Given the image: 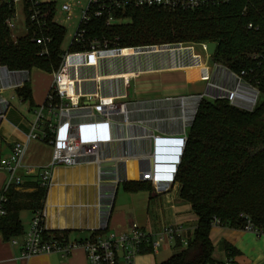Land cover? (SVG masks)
<instances>
[{
  "label": "trees",
  "instance_id": "1",
  "mask_svg": "<svg viewBox=\"0 0 264 264\" xmlns=\"http://www.w3.org/2000/svg\"><path fill=\"white\" fill-rule=\"evenodd\" d=\"M42 5L45 14L41 25L26 21L27 33L13 39L5 23L13 6L0 0V65L8 70L38 68L52 73L59 68L65 28L54 20V2ZM115 16L128 17L130 21L106 26L105 17L92 18L85 26V39L70 45L69 51L88 49L93 37L99 41L104 37L109 46L116 42L119 47L214 42L212 61L234 74L242 70L258 72V96L251 110L233 105L226 98L200 99L186 127V140L173 177L179 185L180 198L190 204L196 215L197 225L185 245L175 236L177 251L156 263L222 264L212 258L209 230L214 223L242 229L246 216L254 227L264 230V76L256 69L258 63L264 64V0L174 11L127 7ZM32 32L50 38L46 53H40V45L32 41ZM17 94L31 101L29 83L24 82ZM122 185L129 192L152 189L149 181H126ZM20 187L33 190L11 186L5 192L0 233L6 241L22 233L19 211L41 209L47 191L39 182L21 183ZM48 233L67 236L63 231Z\"/></svg>",
  "mask_w": 264,
  "mask_h": 264
},
{
  "label": "crops",
  "instance_id": "2",
  "mask_svg": "<svg viewBox=\"0 0 264 264\" xmlns=\"http://www.w3.org/2000/svg\"><path fill=\"white\" fill-rule=\"evenodd\" d=\"M50 2L49 0H42ZM60 14H63L60 10ZM73 17L75 14L73 12ZM73 18V19H74ZM73 21V20H72ZM180 49L178 47L177 51ZM166 52V51H165ZM196 58L198 56H195ZM198 59V58H197ZM113 60V61H112ZM110 62L101 63L98 73H131L127 79L115 77L113 80L99 81L98 88L102 93L112 94L121 90L123 82L137 75L146 73L153 67H164L165 62L149 65L147 58L138 66L127 65L112 71ZM143 63L145 65H143ZM200 69H191V68ZM183 71L191 76L198 74L202 79H210L212 85H219L222 89L210 86L216 96L233 97L237 94L234 86L227 83L225 68L211 73L202 61L182 67ZM204 68L205 75L200 71ZM35 70L34 78L29 77V71L11 77L9 80H0V96L8 101L4 111V119L0 122V164L11 152L15 142L25 140V134L30 131V125L35 119V110L44 102L53 78L52 74ZM153 70V69H152ZM207 70V71H206ZM197 71V73H196ZM194 73V74H193ZM91 75L87 71L84 75ZM29 83L31 101L22 99L17 90L23 87L25 80ZM88 87L94 82H87ZM89 89H93L89 88ZM224 89V90H223ZM241 89V90H240ZM239 92L242 90L238 87ZM128 95L127 86L124 90ZM234 93V94H233ZM213 94V93H211ZM245 93H238L239 98H247ZM247 94V93H246ZM198 95V94H197ZM185 96H177L181 98ZM175 98V97H173ZM173 98L127 100L130 102V114L127 121L121 123L117 118L112 127V135L121 138L103 144V161L114 160L113 167H99V164L80 163L77 165H56L50 171V184L47 187L43 202L45 212L44 225L50 232H65L71 240H81L103 235L111 231H124L131 224H136L153 239H156L163 228L173 226L176 228L180 240L188 241L193 235L197 225V217L191 206L179 196V185L171 182L167 188L158 191L151 184V190L126 191L122 183L126 181L141 180L142 173L149 171V141L139 140L147 137L148 133L165 137H178L186 132V124L181 119L179 103ZM189 99V98H188ZM191 99V98H190ZM188 104L183 100L184 116ZM180 110H175V108ZM167 116V118H162ZM135 128V129H134ZM144 135V136H140ZM124 153L125 156H124ZM52 147L45 141L29 140L26 142L24 154L16 173L23 180L22 183H38L39 174L51 161ZM101 171V174H100ZM6 179V171L0 170V192ZM142 181V180H141ZM144 181V180H143ZM16 189L32 191L33 188H22L13 185ZM28 210L29 216L23 214ZM32 210L19 211V220L28 223L22 225V233L16 238L18 243H11V239L4 240L0 233V264H87L85 253L81 248L75 249L67 256L59 253L39 254L29 258L21 257V245L24 235L29 227ZM209 239L212 244V258L222 264H264V234H256L241 228L213 224L209 230ZM143 252L136 255L132 264H156L168 259L177 250L174 248V238L165 236L160 244L152 249L144 245ZM119 264H126L120 260Z\"/></svg>",
  "mask_w": 264,
  "mask_h": 264
},
{
  "label": "built area",
  "instance_id": "3",
  "mask_svg": "<svg viewBox=\"0 0 264 264\" xmlns=\"http://www.w3.org/2000/svg\"><path fill=\"white\" fill-rule=\"evenodd\" d=\"M4 1L8 5L13 6L12 15L7 17L5 21L13 39V19L17 15L14 8L16 4L20 3L22 6L26 33V21L37 26L41 25L45 14L42 9L44 1ZM234 1L240 0H86V4L81 7L79 6V0H73L72 2L62 4L60 10L64 14V21H72L74 18L73 6L80 8L77 17L78 24L71 36L70 46L81 43L85 39V26L92 18L105 17V25L110 26L120 22L121 18L115 15L123 13L127 7H159L171 11L193 10L208 6L228 5ZM54 20L60 24L57 22L56 17ZM247 27L251 28L252 24L248 23ZM31 39L40 45V53H46L45 46L50 41L49 37L40 36L32 32ZM101 39L103 40L99 41L96 37L91 38L88 42V49L84 51L70 52L69 49L64 51L59 68L51 73L53 78L52 84L46 93L43 104L35 110V119L30 125V131L25 134V140L23 142H15L9 155L0 164V170L6 171V179L0 192V217L5 214L3 208V204L6 202L5 192L11 186L20 185L23 182L21 177L17 175L16 170L20 166L27 141L34 139L45 141L52 147L51 161L39 174V184L47 188L50 184V171L52 167L56 165L71 166L80 163H94L98 165L104 160L102 155L103 144L114 140H121V138L112 135L111 127L117 118H121L119 122L125 123L126 116L130 114V102H117L127 97L124 90L128 81L126 84L123 82L121 90L118 93H112L109 96H106V93L104 95L100 89L97 90L96 86H93L94 89L92 90L82 88L79 91L78 85L70 84V87L76 91L73 97L69 94L61 79L63 76L74 79L76 74L75 66L79 64L91 65V59L95 57L120 54L123 50L129 51L126 54L130 57L148 55L162 51L163 46L119 47L116 45V42H113L111 47L106 38L102 37ZM201 46L206 52L205 43H202ZM195 56L197 55H193L194 58ZM217 65L224 68L219 64ZM91 70L92 68L89 72ZM227 70L226 72L230 77L237 79V85L243 88L242 90L246 88L247 91L245 93L247 94H244V96L254 97L253 103L250 105L252 109L258 96L257 88L244 83V81L242 82L241 75L245 73L244 70L240 71L239 74H234ZM22 73H26V70L10 71L5 66L0 65V80H9L11 77ZM25 81L26 79L20 81L19 84ZM108 97L111 99L107 100ZM229 101L238 107L242 106L234 103L231 98ZM7 105L8 101L0 96V122L4 119V111ZM170 138L179 139L181 145L168 146L167 148L171 153L160 156V160H158L160 158L157 156L158 154H155V157H158L156 160L160 162H155L154 172L158 174L154 175L159 176L152 177L151 169L142 173L141 176L142 181L151 182L158 191L164 190L173 182L176 169L172 161L176 152L179 149H183L184 138H186L185 132L183 131L181 136ZM158 167L160 168L158 169ZM171 167L174 168L171 169ZM162 176H166V178ZM44 216L43 207L32 212L29 227L21 245V257L29 258L34 255L49 253H59L61 256H67L75 249L81 248L85 253L87 264H119L120 260L126 264H132L134 257L142 252L144 245H150L152 249H155L165 236L169 238L178 237L177 230L173 226L163 228L158 237L153 239L144 229L136 224H131L124 231H111L87 239L71 240L62 234H49L44 225ZM245 218L247 221L242 229L256 234H264V230L257 229L246 216ZM186 242L181 240L183 245ZM11 243L15 244L18 241L16 238H13L11 239Z\"/></svg>",
  "mask_w": 264,
  "mask_h": 264
},
{
  "label": "rangeland",
  "instance_id": "4",
  "mask_svg": "<svg viewBox=\"0 0 264 264\" xmlns=\"http://www.w3.org/2000/svg\"><path fill=\"white\" fill-rule=\"evenodd\" d=\"M54 2L55 8H56V19L57 22L60 23V25H63L65 28V35L61 43V49L63 51H67L69 47V43L71 41V36L73 32L75 31V28L78 24V15L80 12V8L73 6V12L75 14V18L73 21H64V14H60V7L62 4L67 2H72L73 0H49ZM81 7H83L86 4V0H79ZM15 11L17 13L16 17L13 19L14 28L12 30L13 37H21L25 35V22H24V12L22 9V6L20 3L15 5ZM122 23H128L130 20L128 17H124L123 19H120ZM144 46H163V50L166 52L161 53H151L148 55H138V56H132V57H126L122 58L121 60L116 59V62L114 67L120 70V68H123L127 65H133L138 66L139 63H142L143 56H148L146 62L149 63L150 66L152 64L158 63V60L160 59L161 63L164 61L166 66L164 67H153L149 69L146 73L137 75L136 77H132L128 80L127 84V90L128 95L125 98H122L118 100L117 102H123V101H133V100H141V99H166V98H173L175 103H180V99L183 98L185 102L188 104L187 109L188 113L186 111V115L190 113L191 110L195 107V99L194 97L197 94H201L204 92L206 84L210 81V79H202L199 77L198 74L190 75L189 72L183 71V66L191 64L193 62L198 63L202 61V63L208 67V69H211V73H214L220 68H218V65L216 62L212 61L210 56L203 50L201 44L199 43H192V42H176V43H169V44H152V45H144ZM112 47V46H111ZM132 47H141V46H132ZM180 47V49L177 51L176 48ZM162 49V48H160ZM168 49V50H166ZM173 49V50H172ZM193 55H197L199 57H193ZM113 63V64H114ZM126 64V65H125ZM216 64V65H215ZM143 65H145L143 63ZM259 68L258 71L261 73L262 76H264V64L258 63ZM153 69V70H152ZM191 69H200L199 67L191 68ZM202 72V75H205L204 68H201L200 70ZM207 71V70H206ZM29 77L33 79L35 70L31 69L29 71ZM244 74L241 75L242 82L255 86L256 88H259V79L256 77L258 72H252V71H246L244 70ZM197 73V71H196ZM240 73V72H239ZM224 78H227V83L231 84V86H236L237 79L234 77L227 76L224 74ZM106 83H109L106 81ZM241 90V89H240ZM246 90V89H245ZM245 93L244 91H241ZM241 92L238 93L240 94ZM246 94V93H245ZM214 95V94H213ZM177 96H185L182 98H177ZM185 98V99H184ZM189 98V99H188ZM191 98V99H190ZM248 98V97H247ZM257 99V98H256ZM175 110H180L175 108ZM182 112V109L179 111V113ZM184 121V120H183ZM191 118L187 116L185 119L186 127L190 123ZM192 122V121H191ZM185 127V128H186ZM23 214L26 216H29V211L25 210L23 211ZM26 223H28V219L26 222V219H22V225L24 226Z\"/></svg>",
  "mask_w": 264,
  "mask_h": 264
},
{
  "label": "bare ground",
  "instance_id": "5",
  "mask_svg": "<svg viewBox=\"0 0 264 264\" xmlns=\"http://www.w3.org/2000/svg\"><path fill=\"white\" fill-rule=\"evenodd\" d=\"M166 50H168V49H166ZM128 52H126V51L123 50V51H121L120 54H115V55L114 54H110V55H106V56H103V57H95V58L91 59V61H92L91 65H86V64L76 65L75 66V72H76V74L74 76V79H71V78H69L67 76H63L62 79H61V81H62L63 84H65L66 89L69 92V94L74 97L76 91L72 87H70V84H76V85H78L79 86V91L82 88H84V89L92 88V86H96L97 90H99V89L101 90L102 87H99L98 88V82L99 81L113 80L115 77H123L122 79H127V78H129L131 76L130 75L131 73H121L120 74V73L117 72L116 74H113V73H105L104 75H101V73H100V76H98L99 75L98 70H99V67H100L101 63L104 62V61L110 62V60H112V59L121 60V58L130 57V56L127 55ZM161 52H165V50L158 51V52H154V53H161ZM114 62H116V60ZM114 65H115V63L112 64V68H113L112 71H114L116 69L114 67ZM88 68H89V70H88ZM91 68H92L91 75H86V74L84 75V73H86L87 71H90ZM87 82H94L95 85L92 83L88 87V83ZM212 86L215 87L216 89H222L221 87H219V85H212ZM238 87L239 86L236 85L234 87V89H233L234 91L236 90L237 94H234L233 93L234 96L233 97H230V98L233 100L234 103H236L238 105H242V106H245V107H250V105L253 103V98L254 97L252 98L251 96H248V98H243V97L242 98H239L238 97ZM106 96H109V94L106 95ZM110 99H111L110 97L107 98V100H110ZM195 106H196V101H195ZM180 107L182 109L181 119H184L187 116L190 117L193 114L194 110H195V107H194L193 110H191L188 115H185L184 116L183 115L184 114L183 102L181 103ZM182 117H184V118H182ZM126 121H127V116H126ZM184 122H185V119H184ZM158 148H160L161 151H162V150H165V148H167V147H165V146H158ZM157 156L160 157L162 155L160 153H158ZM160 159H161V157L158 160H160ZM157 162H160V161H157ZM154 165H155V162H154ZM159 168L160 167H158V169ZM154 174H158V173H155L154 172V167H153L152 177H158L159 176V175H154ZM162 177L166 178V176H162Z\"/></svg>",
  "mask_w": 264,
  "mask_h": 264
},
{
  "label": "water",
  "instance_id": "6",
  "mask_svg": "<svg viewBox=\"0 0 264 264\" xmlns=\"http://www.w3.org/2000/svg\"><path fill=\"white\" fill-rule=\"evenodd\" d=\"M215 46L216 44L214 42H206L205 43V49H206V53L210 56L213 54L214 52V49H215ZM148 58V56H143V58ZM225 68V67H224ZM226 69V68H225ZM227 70V69H226ZM229 71V70H227ZM211 80L206 84V87H205V90L203 93L201 94H198L194 97L195 101H196V106H195V110L193 112V114L190 116L191 118V121L193 120V117H194V114L196 112V109H197V106L199 104V101L200 99L202 98V96H207V97H210V98H226V99H230L229 96H221V97H218L214 94L215 91H217L216 89H214L213 91H211ZM218 88V87H217ZM213 93V94H211ZM185 99V98H184ZM183 102V98L180 99V103L179 105H181V103ZM241 108H244V109H248L250 110L251 108L250 107H244V106H239ZM162 118H167V116H164ZM190 121V123H191ZM189 123V124H190ZM135 129V128H134ZM140 136H144V135H140ZM147 137H140L138 138L139 140H148L149 141V161H150V169L153 170V167L155 168V165H154V162H156L157 158L158 157H155V154H158L160 153L161 155H166V154H170L171 152L169 151L168 148H165V150H162L160 148H158V146H165V147H168V146H172V145H181L179 139H176V138H170V137H165V136H158V135H153V133H148L147 135H145ZM186 140V138H184V141ZM181 152H182V149H179L177 152H176V155L175 157L173 158V163H174V166H175V169L178 165V161L180 159V155H181ZM115 165V161L114 160H108V161H101L99 163V167H106V166H110V167H113ZM174 167H171V169H173Z\"/></svg>",
  "mask_w": 264,
  "mask_h": 264
}]
</instances>
